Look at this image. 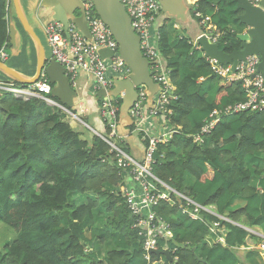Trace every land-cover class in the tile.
Segmentation results:
<instances>
[{"label": "trees", "instance_id": "1", "mask_svg": "<svg viewBox=\"0 0 264 264\" xmlns=\"http://www.w3.org/2000/svg\"><path fill=\"white\" fill-rule=\"evenodd\" d=\"M194 1L192 19L200 21L197 13L210 17L212 31L221 35L220 48H238L234 33L244 27L236 20V3ZM12 7L11 0H0V50L11 48ZM169 23L159 27L156 48L176 100L170 101L168 121L159 115L153 121L177 133L167 145L157 146L152 174L194 203L212 206L225 220L203 212V219H192L183 213L186 202L170 193V202L151 208L156 249L168 250L172 259L161 254L158 264H248L245 251L257 248L261 239L245 228L261 229L264 235V112L223 119L201 144H194L191 137L209 113L244 101L245 94L240 82L211 73L201 53L192 49L193 38L170 33ZM15 26L19 38L30 40L18 22ZM48 98L77 114L75 105L67 108L52 95ZM66 117L42 99L0 92V225L13 235L0 246V264H149L146 257L156 256L144 251V229L135 225L142 216L132 215L122 196L132 180L103 139L94 134L82 138ZM103 126L105 136L110 130ZM234 200L241 206L232 208Z\"/></svg>", "mask_w": 264, "mask_h": 264}, {"label": "built area", "instance_id": "2", "mask_svg": "<svg viewBox=\"0 0 264 264\" xmlns=\"http://www.w3.org/2000/svg\"><path fill=\"white\" fill-rule=\"evenodd\" d=\"M125 8L127 15L131 20V26L134 32L140 38V50L145 59L149 62V70L152 73L151 78L159 87V93L155 100L151 102V107L147 108L148 90L142 86L138 89L137 101L129 111L134 126L133 133L139 138L140 143H146L144 155L141 160L131 157L127 151H124L125 143L118 136V113L121 99L124 94L118 96H110L109 93L114 88L113 80H127L130 70L117 55L118 47L114 41L108 27L100 20L93 10L90 2L82 5L85 21L90 34V40L77 30L73 24H69L66 30L68 38L62 24L51 21L43 27V35L46 45L50 52L51 60L57 62L64 68V74L68 78L70 85L75 86V80L79 73H84L93 78L94 95L99 91H104L105 96L101 99L100 120L102 125L105 123L109 127V133L105 136L98 135L105 141L114 153L117 166L127 172V178L132 180V184L137 188H125L122 196L126 199L128 208L134 216H142L136 219V227L143 228L144 236L143 249L145 252L155 249L157 246V233L153 222L155 215L151 210L159 201L169 202L170 193H173L179 199L184 200L185 209L183 213H187L190 218L199 217L200 214L207 213L218 219L225 220L215 213V209L211 206L203 207L192 200L187 199L167 185L158 181L152 174V166L155 164L154 154L157 146H164L170 143L176 131L163 130L155 125L152 120L156 116H160L164 121L171 115L169 109L170 101L176 100L174 88L170 83V72L163 65L160 52L156 48V36L152 34V27L158 16L157 0H120ZM262 0H247L251 6H260ZM200 24L208 31L204 35L211 43L219 45L220 34L212 31L210 25V17L200 16ZM193 49L201 53V48L194 42ZM220 46V45H219ZM6 46L0 50V60H7L5 53ZM105 50L112 55L102 58L100 51ZM202 57L208 62L211 72L220 80L237 81L241 83L242 91L245 94V100L240 103L229 105L222 110H213L203 121L199 132L192 136L194 144L202 143L203 138L209 135L217 124L225 119H235L238 115L246 112H264V78L261 73H257L259 58L256 56H248L244 61H240L235 68V72L231 71L230 65L222 66L216 61L206 57L201 53ZM51 86L44 72L41 73L39 80L27 88H19L15 84L0 83V91L12 94L13 97L28 100L30 98L42 99L48 107H57L71 117L77 118L75 114L70 113L62 106L52 102L48 96L51 94ZM86 109L79 105V114H85ZM161 185L164 190L157 189V185ZM168 225L165 228V234L169 235ZM216 224L212 230H215ZM245 230L261 239L258 245L259 251L264 253V235L257 229L245 228ZM260 246V247H259Z\"/></svg>", "mask_w": 264, "mask_h": 264}, {"label": "water", "instance_id": "3", "mask_svg": "<svg viewBox=\"0 0 264 264\" xmlns=\"http://www.w3.org/2000/svg\"><path fill=\"white\" fill-rule=\"evenodd\" d=\"M15 16L24 33L32 41L35 50L36 68L33 76L27 77L16 70L8 67L0 60V74L4 75L10 81L15 82L18 86H31L35 84L41 73L44 72L51 86V95L56 98L65 107L70 108L74 105L76 98L75 92L72 90L68 78L64 74V68L54 60L47 61L45 49L40 38L37 36L34 28L28 22L24 15L19 0H11ZM93 5V10L100 20L108 27L111 36L117 44V55L129 68L130 75L127 80H113V90L109 93L110 96L116 97L120 92L124 93L122 98L120 116L129 118L128 110L131 108L137 99V88L146 87L149 93V98L154 96L158 86L152 80V73L149 71V62L145 59L140 50V38L134 32L131 26V20L127 15L124 6L120 0H88ZM160 10H165L166 0H157ZM236 3L234 12H239L236 20L244 27L242 32L234 33L235 39L239 42L238 48L233 47L230 52H225L217 43H211L205 35L197 38V44L205 55L216 61L222 66L230 65L231 71L235 72V68L240 61H244L248 56H256L259 58L257 73H261L264 78V0L260 2V6H251L247 0H233ZM79 6V16L75 17L73 12L66 9L64 6L56 7L53 21L62 24L65 36L68 25L73 24L85 38L90 40V34L85 21L82 4ZM69 15V16H67ZM18 31L14 25L9 26L10 50L14 53L17 49ZM102 58L109 57L112 54L108 51H100ZM104 91H99L96 94L97 98L104 97ZM203 219V215L200 216ZM149 254L155 255L152 263L157 262L159 255H164L169 262L172 261L168 250L159 251L156 249L150 250Z\"/></svg>", "mask_w": 264, "mask_h": 264}, {"label": "crops", "instance_id": "4", "mask_svg": "<svg viewBox=\"0 0 264 264\" xmlns=\"http://www.w3.org/2000/svg\"><path fill=\"white\" fill-rule=\"evenodd\" d=\"M81 2L82 0H19L21 9L24 15L28 17H26L27 20L30 19V21L32 22L31 23L28 20V22L34 28L35 32H37V28H39L41 32H43V27L48 22L53 21V10L58 6H64L66 9L73 12V15L75 17H78L79 6ZM85 2L89 1L85 0ZM194 2V0H166L165 10L161 11L157 16L156 22L152 27V34H155L156 32L158 34V30L161 24L164 21H168L170 22V33L182 34L184 36H187L188 38L190 37V39L195 38L200 33V27L197 22L192 19L191 16L192 5L194 4ZM13 14H15V12L12 7L10 11V16H13ZM11 24L14 25V27L16 28L14 23ZM19 39L20 38L18 36V44ZM32 74H34V72ZM93 85L94 82L91 76H88L84 73H79L75 80V86L71 87L76 94L74 105L77 110V115L81 118L83 117L84 119L94 122V124L99 127V129H94L89 127L87 124H83L90 128L91 132L101 134L104 127L100 120L101 100H99L96 95H94ZM79 105H82L83 108L86 109L85 114H79ZM117 132L118 136L124 140L125 147L127 146L128 149V154L136 160H141L144 155V148L140 143L139 138L136 136V134L132 132V123L129 118L120 116V118L118 119ZM132 187L135 188L133 184L130 186V188ZM240 206L241 203L239 201L234 200L232 208H238ZM257 230L263 233L261 229ZM244 259L245 262L248 264H264V253L257 249L245 251Z\"/></svg>", "mask_w": 264, "mask_h": 264}, {"label": "rangeland", "instance_id": "5", "mask_svg": "<svg viewBox=\"0 0 264 264\" xmlns=\"http://www.w3.org/2000/svg\"><path fill=\"white\" fill-rule=\"evenodd\" d=\"M27 15V14H26ZM29 16V15H28ZM27 17V16H26ZM28 18V17H27ZM30 21V19H28ZM10 21L11 23H16L18 22L15 15L10 16ZM31 22V21H30ZM32 23V22H31ZM37 36L40 37L42 45L45 49V55L46 58L49 59L48 57L50 56L49 49L46 45L45 37L43 35V32L39 28H37ZM19 35V31H18ZM24 44L23 46H21ZM25 46V47H24ZM6 55L8 56V59L4 62L8 67L16 70L20 74L24 76H31L32 73L34 72L35 69V52H34V46L32 42L25 37H20L19 44L17 42V49L14 53L13 50L7 49L5 50ZM21 54V57L18 55ZM7 78L0 74V83H4ZM50 109V107H48ZM66 120H68V123L71 125V127L79 132L82 136V138H85L86 136L91 137L93 134H96L94 132H91L90 128L85 126L84 124L86 123L89 127L94 128V129H99L94 122H91L87 119L82 118V120L85 122H82L81 119L78 120V118L71 117L68 114H66ZM84 123V124H83ZM87 127V128H85ZM262 170H264V158L262 161V165L260 166ZM85 199L82 198L81 202H83ZM13 239V235L9 232V229L7 230L5 227L0 225V246L8 244L11 242ZM260 247V246H259ZM259 250L258 248H255ZM106 253V249L104 250L103 254Z\"/></svg>", "mask_w": 264, "mask_h": 264}, {"label": "clouds", "instance_id": "6", "mask_svg": "<svg viewBox=\"0 0 264 264\" xmlns=\"http://www.w3.org/2000/svg\"><path fill=\"white\" fill-rule=\"evenodd\" d=\"M157 3H158V1H157ZM193 6V5H192ZM158 7H159V9H158V15H159V13L161 12V10H160V6H159V4H158ZM198 17V16H197ZM202 17H204V16H202ZM208 17V16H207ZM157 18V17H156ZM199 18V17H198ZM155 22H156V19H155ZM197 24L199 25V27H202V28H204L201 24H200V21L199 22H197ZM210 25H212L211 24V20H210ZM205 29V28H204ZM151 31H152V29H151ZM204 31H202L201 33H199L195 38H193V40L191 39L190 41L191 42H189L190 44H191V46H192V49H193V47H194V42L196 43V45L198 46V47H200V45H198L197 44V38L199 37V36H203L204 35ZM154 35H157L156 36V43H157V41H158V34H157V32L154 34ZM156 45V44H155ZM220 47V46H219ZM201 48V47H200ZM194 50V49H193ZM201 53H204L202 50H201ZM205 54V53H204ZM206 56V55H205ZM207 57V56H206ZM7 58H8V56H7ZM211 59V58H210ZM51 59H50V57H49V59H47V61H50ZM150 71V70H149ZM212 73V72H211ZM9 81H5L4 82V84H10V83H13V84H15L17 87H19V88H27V87H29V86H18L15 82H13V81H10V79H8ZM122 81H124V80H122ZM49 82V81H48ZM50 84V83H49ZM32 86V85H31ZM51 86V85H50ZM158 86V85H157ZM173 87V86H172ZM51 88H53V86H51ZM72 88V87H71ZM174 88V87H173ZM138 89L139 88H137V95H138ZM147 89V88H146ZM52 90V89H51ZM113 90V89H112ZM0 92H4V91H0ZM174 92H175V89H174ZM5 93H7V92H5ZM120 93H123V92H120ZM119 93V94H120ZM157 93V95L156 96H158V93H159V87H158V89H157V91L154 93V96L150 99L149 98V93H148V97H147V105H146V107L147 108H150L151 107V102L153 101V100H155L156 99V96H155V94ZM9 94V93H8ZM118 94V95H119ZM124 94V93H123ZM10 95H12V94H10ZM51 95V94H50ZM49 95V96H50ZM117 95V96H118ZM138 97V96H137ZM103 97H101V98H98L99 100H101ZM137 101V99L135 100V102ZM53 102V101H52ZM121 102H122V99H121ZM121 102H120V106H121ZM134 102V103H135ZM55 103V102H54ZM134 103H133V105H134ZM46 104V103H45ZM57 104V103H56ZM59 105V104H58ZM132 105V106H133ZM47 106V105H46ZM61 106V105H60ZM132 106H131V108H132ZM48 107V106H47ZM63 107V106H62ZM64 108V107H63ZM130 108V109H131ZM130 109L128 110V116H129V111H130ZM169 109H170V107H169ZM171 110V109H170ZM119 111H120V107H119ZM172 112V111H171ZM76 116H77V118H78V120H79V118L81 119V117L80 116H78L77 114H75ZM169 117V116H168ZM168 117H167V119L165 120V121H168ZM83 118V117H82ZM118 119H119V113H118ZM129 119H130V121H131V123H132V119L130 118V116H129ZM82 120V119H81ZM160 120L161 121H163L164 122V119L163 118H160ZM153 121V120H152ZM82 122H84L83 120H82ZM85 123V122H84ZM153 123H155L154 121H153ZM86 124V123H85ZM134 131V126H133V124H132V132ZM94 135H96V136H98L99 134L97 133V134H94ZM192 140V139H191ZM193 142V141H192ZM199 144H201V143H199ZM153 167V166H152ZM176 192V191H175ZM182 196V195H181ZM184 197V196H183ZM186 198V197H185ZM188 199V198H187ZM170 202V201H169ZM212 207V206H211ZM200 216V215H199ZM156 249V248H155ZM151 250H153V249H151ZM157 250V249H156ZM150 251V250H149ZM149 251H147V253L149 254ZM149 255H151V254H149ZM146 259L149 261V264H151V261L152 260H154V259H149L148 257H146ZM172 262V261H171ZM152 264H158V260H157V262H155V263H152Z\"/></svg>", "mask_w": 264, "mask_h": 264}, {"label": "bare ground", "instance_id": "7", "mask_svg": "<svg viewBox=\"0 0 264 264\" xmlns=\"http://www.w3.org/2000/svg\"><path fill=\"white\" fill-rule=\"evenodd\" d=\"M7 59H8V58H7ZM4 62H5V61H4ZM4 62H3V63H4Z\"/></svg>", "mask_w": 264, "mask_h": 264}]
</instances>
